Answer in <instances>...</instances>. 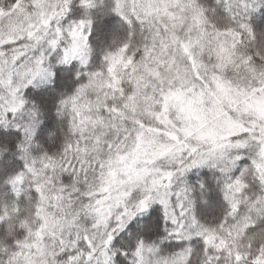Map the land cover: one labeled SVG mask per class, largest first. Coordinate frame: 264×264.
Segmentation results:
<instances>
[{"label": "clouds", "instance_id": "clouds-1", "mask_svg": "<svg viewBox=\"0 0 264 264\" xmlns=\"http://www.w3.org/2000/svg\"><path fill=\"white\" fill-rule=\"evenodd\" d=\"M68 2L73 8L83 7L84 18L96 22L97 16L90 13L92 8L103 0H68ZM242 2L243 0H185L182 8L172 7V10L178 14L175 21H168V18L160 13H153V16H160L157 23L161 21L169 23L168 32L164 35L168 38L170 52L175 56L182 76L191 82L195 69L187 61L178 43H172L173 33L189 44L192 55L197 61L196 67L201 73L222 85L217 88L213 106L219 109L222 102L224 107L231 111L235 121L253 129L247 135L241 133L221 139V135L227 136L231 130L232 125L228 121L213 118L208 121L209 127L205 128L202 122L180 117L175 109L170 112L179 127L192 134L187 138V142L198 149L193 158L205 162V166L198 169H207L210 173L208 177L211 181L210 186L203 193L197 188L196 193L192 195L194 201L191 206L194 208L192 214L196 215L197 224L215 231L218 238L222 236L227 238L226 233L231 229L232 237L227 238L228 243L234 242L241 251H246L248 244L253 245V250L258 246H264V227H257L253 232L239 231L243 216L252 217L250 223L253 227L259 219H264V91H261L259 96H249L254 85L264 89V0H248L249 9L243 14L240 11ZM62 4L63 0H41L40 4L33 6L32 0H21L22 7L14 9L13 0H0V9L5 13L0 16V78L13 82V87L19 89V96L28 101L29 109L32 106L39 108L41 123L48 109L40 108L38 101L31 95L25 96L29 89L27 84L31 76L29 70L36 69L38 72L35 83L31 85L32 89L47 88L54 93L56 99L51 111L56 117V124L46 133L47 146L41 141L35 142L34 147L39 151L33 159L40 161L51 155L53 168L49 171L55 172L57 185H61L60 176L63 174L59 163L67 154L69 145H79V151L73 154L85 163L97 161L105 163V169L90 171L86 179L77 174L73 175L69 182L63 183L62 199L51 201L44 213L50 231H71L74 225L76 231H92L93 236L98 240L103 235L106 222L110 221L112 226L119 227L116 217L122 214L120 209L125 203L130 211L133 209L135 202L125 201L119 195L132 185L121 184L119 181L126 179L129 171L143 175L144 169L152 170L151 175L145 177L144 181L135 182L138 196L143 197L146 195L144 188L150 186L151 178L158 175L155 170L178 168L182 153L172 149L162 156L161 153L165 152V147L162 145L167 146L169 143L167 137L149 134L145 136L144 143L138 147L132 142L129 143V156L125 162L126 166L122 167L121 162L108 153L102 143L97 142V137L104 141L112 131L106 126L110 122L107 114L102 113V109L109 102L116 104L121 102L120 97L107 86L112 74L107 72L109 62L105 60V56L109 52L118 53L122 46L121 42L125 39L131 42L133 47L142 45L146 38L150 39L148 26L146 24L138 27L125 26L116 19L104 39L93 36L90 50L98 59L89 67L82 68L77 64L76 74L72 79L65 80L62 87L57 88L55 86L57 69L65 66L62 64V53L68 40L56 33L61 18H57V24L50 26L45 25L43 21L50 10L54 12L57 5ZM89 5L92 7L90 8ZM134 7L137 14L142 15L146 8L155 9L158 6L148 5L146 0H125V11L130 16ZM237 15L241 16L240 20L236 19ZM108 18L111 17L99 19L102 21ZM241 22L247 24L249 30H241ZM67 26L68 24L65 23L64 28L66 29ZM241 32L242 38L237 34ZM133 33L136 37L135 41L131 39ZM116 36L121 42H113ZM53 39L58 41L63 39V44L58 43L56 47H52L50 41ZM117 58L114 56L111 60L113 65L116 64ZM249 58H251L250 63ZM68 63L70 64L71 61ZM114 71L118 72L119 69L115 68ZM79 75H84L86 79L77 83L75 81ZM124 80L126 82L127 78L124 77ZM5 94L6 91L0 92V96ZM257 99L262 103L257 105L255 103ZM246 100H251L252 103L249 104ZM11 103H18L17 98L13 97ZM142 114L141 108L137 107L135 112H132L130 106L128 119H134ZM101 115L105 117L103 122L99 119ZM213 138L217 145L224 146L211 150ZM2 155L3 153H0V158ZM184 159L187 160L188 157L185 156ZM127 165H131V168ZM223 169L228 171H222ZM233 176L243 183L239 192L236 188L240 186L235 185ZM204 179L201 177L199 182L202 183ZM229 183L233 184V187L229 188L227 186ZM51 191L52 189L49 188V192ZM7 196L8 189L0 184V201L7 199ZM211 197H216L218 203L206 213L198 211V206L210 204ZM233 203L242 206L239 213H232ZM250 206H254L256 210L249 211ZM34 207L35 204L29 193L25 196L22 210L33 221ZM96 225L99 227L93 231ZM140 225L143 226L142 218ZM19 231V223L11 234L8 233V225L3 224L0 241L12 239L15 244L16 232ZM131 231L132 229H129L125 236L130 235ZM140 239L144 240V237ZM165 240V237L158 236L151 242L146 241L144 247L139 249V255L130 248L126 257L127 264H163L165 260L168 264H186L187 253L177 255L180 250L150 251V243ZM5 248L8 249L7 253L4 251ZM11 251V245L7 243L0 245V264H8ZM192 264H205L204 256L198 253L192 259ZM223 264H227L226 257Z\"/></svg>", "mask_w": 264, "mask_h": 264}, {"label": "snow or ice", "instance_id": "snow-or-ice-1", "mask_svg": "<svg viewBox=\"0 0 264 264\" xmlns=\"http://www.w3.org/2000/svg\"><path fill=\"white\" fill-rule=\"evenodd\" d=\"M148 5L156 4L158 7L152 9L148 7L143 14H137L135 7L130 16L125 11V0H103L95 8H92L91 15L97 16V21L84 18L82 8H73L68 0H63L62 5H57L54 12H51L44 19L45 25L57 24V18H61L56 27V33L68 40V44L62 53V67L66 73V80L72 79L76 74L77 64L89 67L97 55L90 50L93 34L99 30L105 20L100 17H115L121 24L138 27L141 24L148 26V36L142 45L133 47L127 39L120 41L116 36L114 43L121 42L122 46L118 53L109 52L105 56L108 61L107 72L111 73V79L107 81L108 88L118 97L120 103H107L102 109V113L107 114L110 122L108 127L112 129L109 136L101 141L97 137V142L103 144V148L111 153L116 160L121 162V166H126L129 156V143L132 142L137 147L144 143L145 136L167 137L169 143L165 147L166 155L169 150L175 149L182 153L179 160V167L173 170L156 169L157 176L152 177L150 186L144 188L146 195L138 196L136 181H144L145 177L151 175L150 169H144L143 175L136 171H129L126 179H121V184H131V188H125L119 195L125 201H134L133 209L130 211L127 203L120 209L121 215L116 217L119 227L112 226L110 221L104 225V231L100 239H96L92 231L59 230L50 231L48 221L45 216V208L53 200L62 199L63 189L61 185L72 179L73 175L79 174L87 178L90 171L95 172L105 169L103 161L85 163L77 155L79 145H69L67 154L62 158L59 167L63 170L60 176L61 185H57V178L51 163L52 157L49 154L40 161L33 159L39 151L34 147L37 141V132L41 125V114L39 108L32 106L24 97L19 96V89L13 87L11 80L5 81L0 78V92L6 94L0 96V184L8 189L7 199L0 201V232L3 224L8 225V233L15 231L19 223L20 231L16 232L15 244L12 239L0 241V245L7 243L12 246L8 264H127L126 257L129 249L136 251L144 247L146 241H153L154 237H165L164 242L156 241L149 244L150 251L162 252L164 249L180 250L177 255L187 253L186 264H192V259L197 254L204 256L205 264H223L225 257L227 264H264V246H258L253 250V245L248 244L246 251H241L238 246L228 243L227 238L232 237V230L229 229L226 237H219L215 231L197 224L196 215L192 214L194 203L192 195L198 188L203 193L210 186L211 181L204 179L202 183L189 182L188 174L193 169L205 166L204 161H198L193 157L197 153L196 146L187 142V138L192 134L186 129L179 127L170 115L175 109L179 116L190 121L202 122V126L208 128V121L216 118L228 121L232 127L227 136L221 135V139L239 134L247 135L250 129L233 119L231 111L226 109L221 102L219 109L213 106L216 98L219 82L203 75L196 67L197 61L192 55L189 44L180 40L173 33L172 43H178L179 47L194 71L192 81H187L180 71L175 56L170 52V45L164 33L168 32L169 23L161 21L160 16H153V13H160L168 18V21L177 19V12L172 7L182 8L185 0H146ZM41 0H32V5H38ZM12 7L20 9L21 0H13ZM91 8L92 6L89 5ZM249 9L248 0H243L240 5L241 14ZM4 10L0 9V16ZM74 17L78 18L75 19ZM151 19V22L149 20ZM241 19L240 15L236 16ZM68 26L65 29L64 24ZM112 29V25L106 35ZM241 30H249L248 25L240 23ZM241 35L242 32L237 33ZM31 35V33H29ZM127 37V33L125 34ZM63 39H53L50 41L52 47L58 43L63 44ZM131 39L135 41L133 33ZM117 56L116 64L111 60ZM79 57V60H77ZM71 61L69 64L68 62ZM19 61H17L18 63ZM248 62H251L249 58ZM39 63V61H38ZM118 68L119 71H114ZM31 76L27 81L29 89L38 77L36 69L29 70ZM122 73V75H121ZM124 77L127 78L126 82ZM86 77L79 75L75 82L84 81ZM86 86V85H85ZM264 89L253 86L249 96H259ZM27 96V93L25 94ZM15 97L18 103L12 104ZM211 98V99H208ZM35 99V98H33ZM55 95L52 104L55 102ZM251 104V100H246ZM40 108H45L38 102ZM257 105L261 100L255 101ZM135 112L136 108L142 109V115L134 119H128V111ZM104 116L99 117L104 121ZM15 130V134H9L7 130ZM214 135V134H213ZM204 139V137H201ZM213 148L223 147L217 145L215 139L212 140ZM188 159L185 160L184 157ZM17 161L22 163H16ZM111 162V161H110ZM151 163V161H148ZM131 168V165H127ZM222 171H228L223 169ZM71 173V175H69ZM179 177V179H177ZM236 188L239 192L243 183L239 178L233 176ZM27 186V187H26ZM229 188L233 184L227 185ZM49 188L52 189L49 192ZM31 193V199L35 204L32 213L35 214L33 221L22 210L25 196ZM240 207L237 203L232 204V213H239ZM256 210L254 206L249 207V211ZM127 217V221H125ZM143 219V226L140 219ZM251 216H243L239 225V231L253 232L257 227H264V219H259L255 227L251 226ZM135 226V227H133ZM99 227H93V231ZM132 229L130 235L125 233ZM223 229V225H221ZM119 232V235L117 233ZM239 233H237L238 235ZM144 237V240L140 238ZM171 241V243H168ZM159 245V247H157ZM235 246V251L233 247ZM5 253L8 249H4ZM163 264H168L165 260Z\"/></svg>", "mask_w": 264, "mask_h": 264}, {"label": "trees", "instance_id": "trees-1", "mask_svg": "<svg viewBox=\"0 0 264 264\" xmlns=\"http://www.w3.org/2000/svg\"><path fill=\"white\" fill-rule=\"evenodd\" d=\"M116 20L115 17H111L105 20V23L101 25L99 30L93 34V36H99L100 39H104L107 31L109 30L110 26L113 24V22ZM66 80L65 76V70L63 68L57 69V75H56V81L55 86L57 88L62 87L63 82ZM27 94L31 95L33 98H35L38 102L42 103L43 106H45L48 111L47 115L44 118L43 122L40 125V128L37 132V141L43 142L47 146V136L46 133L49 129L53 128L56 124V117L52 114L51 107H52V98L54 96V93H51L47 88L40 89V90H34L32 88L27 90ZM4 130L0 129V132H3ZM9 134L14 135L15 130L9 129L7 130ZM16 163H22L17 161ZM210 176V173L207 169H193L188 174V180L189 182H196L197 180L201 179V177L208 179ZM218 203L216 197L210 198V204L207 206L200 205L198 206V211L200 212H208L212 209V206L214 204Z\"/></svg>", "mask_w": 264, "mask_h": 264}]
</instances>
